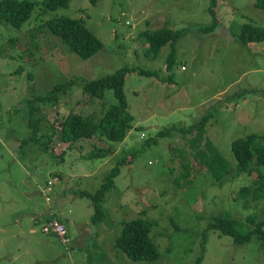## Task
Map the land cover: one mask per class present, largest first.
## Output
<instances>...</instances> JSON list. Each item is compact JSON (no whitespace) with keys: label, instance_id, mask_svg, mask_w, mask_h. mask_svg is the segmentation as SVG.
I'll use <instances>...</instances> for the list:
<instances>
[{"label":"rangeland","instance_id":"1","mask_svg":"<svg viewBox=\"0 0 264 264\" xmlns=\"http://www.w3.org/2000/svg\"><path fill=\"white\" fill-rule=\"evenodd\" d=\"M30 1L35 7L21 27L0 23V264H264V241L256 236L236 245L228 236L206 232L219 214L235 220L240 233L253 228L245 217L262 219L264 198L245 204L238 193L253 176L233 170L225 179L227 172L218 167L219 183L194 158L186 138L174 132L156 136L160 129L191 125L212 108L206 139L235 168L231 142L264 135V41L244 46L237 40L245 23L264 30L256 0H216L215 16L211 0H71L44 13L42 0ZM59 15L82 18L103 49L83 61L71 53L41 26ZM214 18V30L206 31ZM160 27L187 30L175 43L169 69L170 46L147 55L141 37ZM124 67L156 73L126 77L135 118L125 140L97 134L68 144L54 139L46 149L56 117L79 111L98 119L116 104L111 90L102 99L86 95L83 80ZM77 79L56 103H33ZM111 145L117 150L113 157H88L94 148ZM185 161L192 165L180 178ZM116 166L120 172L101 201L103 219L93 224L92 201L82 191L96 192ZM48 217L64 222L69 242L41 232ZM137 219L153 225L156 260L133 261L116 247L123 223Z\"/></svg>","mask_w":264,"mask_h":264},{"label":"trees","instance_id":"2","mask_svg":"<svg viewBox=\"0 0 264 264\" xmlns=\"http://www.w3.org/2000/svg\"><path fill=\"white\" fill-rule=\"evenodd\" d=\"M71 0H42L41 13L57 8L67 7ZM91 3H96V0H90ZM210 12L213 16L214 5L216 0L210 1ZM255 6L264 11V0H256ZM35 3L30 0H0V23H6L16 28L22 26L32 14ZM41 26L69 49V51L77 55L82 61L96 55L103 49V43L94 35L84 24L82 18H73L66 15L53 16L43 20ZM216 26V20L206 26V31H213ZM187 33L186 28L173 31L168 27L155 28L152 31H145L141 34L147 44V55L156 56L160 50L169 45L171 52L167 59L166 69L172 65L174 46L176 41ZM237 40L244 46L251 43H259L264 41L263 28L252 24L245 23L241 26L240 34L237 35ZM136 72L146 77L156 76L155 72L145 71L138 68H121L120 70L101 77L96 80H83V91L86 95L92 98H104L106 91L111 90L116 98V104L107 107L100 118L93 119L89 115H83L79 111L68 112L64 116L56 117L57 126H53L52 132L47 136V140L43 143L46 149L51 145L50 141L58 139L62 144L73 143L81 138H92L98 134L99 137H106L113 142H122L127 134L133 128L134 115L129 110L124 87L128 73ZM77 80H72L67 83L59 84L45 96L37 97L33 103H56L58 101L59 92L65 93L66 89L76 83ZM32 112L34 107L31 106ZM212 108L204 113L200 118L196 119L191 125L180 127H168L160 129L156 136H168L171 132L179 134L186 138L187 144L196 160H199L203 169H207L216 176L215 181L222 178L223 175L217 171L220 167L226 171V177L234 170L236 176L241 173H246L253 176L252 182L247 186H242L239 189V196L245 200V204L249 200L264 198V173L260 166H264V135L250 134L242 138H237L231 142V150L236 161L235 168L230 163L220 156L212 144V141L206 139V127L213 116ZM38 119V118H37ZM30 138H25L21 142H26ZM154 141V139H153ZM149 143V140L147 141ZM51 150H55L54 147ZM115 152L114 146L96 147L88 157H107ZM66 150L62 149L58 155L63 159ZM131 155V153H129ZM129 155V157H130ZM133 157L131 156V159ZM126 158L118 160L117 164L126 161ZM254 160L255 165L251 166L250 162ZM127 162V161H126ZM192 163L185 161L183 163V172L179 174L180 178L186 175ZM119 166L114 167L108 174L107 180L94 193L82 191V195L87 196L92 201L94 213L91 217V222L96 224L102 221L104 211L101 201L105 197L106 192L114 185V178L119 174ZM200 174V173H199ZM198 174V175H199ZM180 178H176L179 181ZM224 179V180H225ZM222 183V182H219ZM263 217L260 221H255L253 216H247L246 224L252 225L253 228L246 233H240L236 226L237 222L230 217L219 214L214 217L208 229L218 232L220 235L228 236L236 245H241L248 242L252 236H256L259 241H264V207L262 209ZM240 222V221H239ZM153 228L151 222L143 219H137L124 222L122 225L121 235L117 238L116 247L123 251L133 261H153L159 257L156 246L150 239V232Z\"/></svg>","mask_w":264,"mask_h":264},{"label":"built area","instance_id":"3","mask_svg":"<svg viewBox=\"0 0 264 264\" xmlns=\"http://www.w3.org/2000/svg\"><path fill=\"white\" fill-rule=\"evenodd\" d=\"M48 184H51V182L48 181ZM41 232L43 234L54 235L59 238L63 244L69 242V239L66 238V236H68V232H66L64 224L55 219V217H51V219L45 222L41 228Z\"/></svg>","mask_w":264,"mask_h":264},{"label":"crops","instance_id":"4","mask_svg":"<svg viewBox=\"0 0 264 264\" xmlns=\"http://www.w3.org/2000/svg\"><path fill=\"white\" fill-rule=\"evenodd\" d=\"M116 152H117V150L114 152V153H112V157L116 154ZM48 219H51V217H48ZM62 224H64V222L63 221H60Z\"/></svg>","mask_w":264,"mask_h":264}]
</instances>
